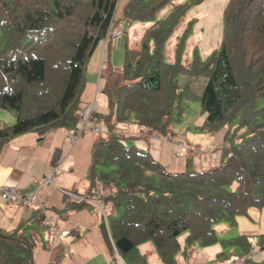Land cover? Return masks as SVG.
<instances>
[{"label":"trees","instance_id":"1","mask_svg":"<svg viewBox=\"0 0 264 264\" xmlns=\"http://www.w3.org/2000/svg\"><path fill=\"white\" fill-rule=\"evenodd\" d=\"M173 1L129 0L116 20L120 0H0V109L16 114L14 124L0 127V151L25 132L81 130L86 65L99 43L119 21L126 27L152 22ZM190 7L174 5L137 46L127 41L121 71L109 52L102 71L109 112L94 109L89 116L103 135L92 149L85 192L73 191L82 200L65 196L72 209L96 203L106 211L103 233L127 264H148L139 249L146 241L163 264H179L184 233L188 247L209 246L219 241L215 225L236 226L238 216L264 209V0H230L224 42L208 59L182 60L187 29L169 61L166 44ZM193 101L206 113L198 131L226 129L220 165L170 171L149 151L127 144L137 139L125 134L128 123L145 140L155 133L172 137L184 104ZM229 138L234 143L227 146ZM38 242L27 221L0 229V264H36ZM224 244L264 252V234L242 233Z\"/></svg>","mask_w":264,"mask_h":264},{"label":"crops","instance_id":"2","mask_svg":"<svg viewBox=\"0 0 264 264\" xmlns=\"http://www.w3.org/2000/svg\"><path fill=\"white\" fill-rule=\"evenodd\" d=\"M127 29L120 39L112 42L110 48L105 49L102 40L89 59L80 104L83 110L97 100L94 109L104 114L109 112V100L103 92L106 82L102 71L109 52L114 69H123L125 46L131 34ZM93 123L76 141L69 136L73 131L52 129L43 134L29 131L10 139L0 151V189L16 188L23 194L38 197L34 203L22 204L14 199H4L0 191V229L12 231L27 221L30 232L39 240L35 249L36 264H127L116 252L111 235L110 242L103 233L106 211L104 214L101 207L94 203L72 209L65 201L66 195L80 201L82 196L73 191L79 194L85 192L92 149L98 137L93 131L96 125ZM97 125L102 131L101 124ZM206 134L204 136L208 137L190 134L195 145L203 143V139L207 142L202 148L205 151L202 158L191 159L192 167L196 170L209 169L224 160L226 132H216L217 138L213 133ZM137 140L141 141L138 147L149 151L168 170L177 172L187 169L186 159L177 161L173 157V147L164 138ZM236 226L241 233L264 234V209H251L248 215L238 216Z\"/></svg>","mask_w":264,"mask_h":264},{"label":"rangeland","instance_id":"3","mask_svg":"<svg viewBox=\"0 0 264 264\" xmlns=\"http://www.w3.org/2000/svg\"><path fill=\"white\" fill-rule=\"evenodd\" d=\"M128 1L129 0H120L114 16L116 20L117 18L122 17V15L120 14L121 7L124 2L125 5ZM184 2H188L191 7L186 15L182 17L174 34L169 38L165 49L166 57L169 61L175 60L177 47H179L180 43L182 42V36L187 29H191V33H189V36L185 42V51L183 53L182 60L185 63H188L187 60L191 61V59H194L197 56L202 60L208 59L222 47V44L224 42L225 10L230 0H174L158 13L154 21L168 15L174 5ZM154 21H139L136 23H131L127 27L126 24H124V21H119L116 27H113L110 30V34L107 36V38L103 40L105 49L107 47H110V43L112 44V42L120 39L126 33V28H128L127 30H130L131 33L130 35H128L129 37L127 36L129 38V44L131 45V47L137 46L146 28ZM112 30H122V32L113 36V32H111ZM180 82L182 83V80H180ZM187 82L188 81H186L185 83L183 82L184 84H181V86H185ZM96 106L97 100L93 105L88 106L84 110V113L89 110L90 116L91 111L94 110ZM184 106H186V108L183 121L173 124L174 134L172 135V137L160 133H155L152 137H156L159 139L164 138L168 142V145L173 147V152L175 154V156L173 155V157H176L175 159L177 161H184V159H186V165L188 169V167L193 168L191 160L192 157L200 156L202 158L205 153L202 148H204L205 144L207 143L203 139V143L195 145V143H193L192 139L190 138V134H198L202 135V137L208 136H204L207 134L196 129L197 126L201 125L206 118V113L204 112L200 102H187L184 104ZM83 119L86 121L84 126L85 131L86 129H88V126H90L91 121H89V117L88 119H85V117ZM15 122L16 114L14 111L0 109V127L12 125ZM130 124L131 123H128L125 126V128H127L125 134L128 136L140 138V135L136 133L135 128H132ZM93 131L97 133V136H99V134L103 135V133H101L100 126L97 124L93 127ZM223 131H226V129H223ZM212 135H215L214 137L217 138V134L213 133ZM208 139L210 141L213 140V138ZM137 141V139H133L127 142V144L137 145L141 142ZM233 143V140L229 138L227 139L226 145L230 146ZM181 144H183V146H181ZM215 150L217 151L216 148ZM221 163H219L218 165H220ZM218 165L214 164L212 167ZM214 228L218 233L219 241L209 246L201 245L195 242L192 246L188 247L187 239L189 236V232H186L179 237V242L183 246L182 251L176 256L179 264H241L243 259L252 258L257 259L258 261H264V254H262L264 252L259 251L258 256L255 258L253 256L254 254L252 255L253 250L251 251V253L246 254L239 246L224 244V241L242 234L238 226H232L228 222H222L215 225ZM41 233L43 232L41 231ZM245 234L249 236L254 235L253 233ZM139 249L148 264H163L161 256L158 254L155 245L151 241H146L139 247Z\"/></svg>","mask_w":264,"mask_h":264},{"label":"built area","instance_id":"4","mask_svg":"<svg viewBox=\"0 0 264 264\" xmlns=\"http://www.w3.org/2000/svg\"><path fill=\"white\" fill-rule=\"evenodd\" d=\"M123 29H124V27H123ZM111 32H113V36H114V35H117L120 32H122V30H120V31H113L112 30ZM89 112L90 111L88 110L86 113L82 114L83 115V118L85 117V119H88ZM85 123H86V121L83 120V128L81 130H78L76 133L69 134L70 139H72L73 141H76V139L78 138V136L81 135L82 132L85 129L84 128ZM181 146H183V144H181ZM0 191H1V195H2V197L4 199H6V200L14 199L17 202H21L22 204H31V203H34V202H36L38 200L37 195L32 196V195H30L28 193L27 194H23L20 191H18V189H16V188L2 187L0 189ZM73 197L74 198H77L75 195ZM102 212L105 214V212H104L103 209H102ZM253 254H254L255 257H257L258 254H259V251L256 248H253Z\"/></svg>","mask_w":264,"mask_h":264}]
</instances>
